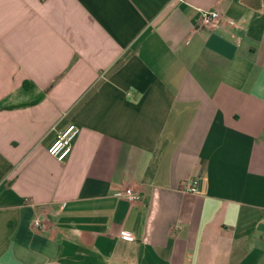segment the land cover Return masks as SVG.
I'll list each match as a JSON object with an SVG mask.
<instances>
[{
    "label": "crops",
    "instance_id": "crops-1",
    "mask_svg": "<svg viewBox=\"0 0 264 264\" xmlns=\"http://www.w3.org/2000/svg\"><path fill=\"white\" fill-rule=\"evenodd\" d=\"M0 264H264V0H0Z\"/></svg>",
    "mask_w": 264,
    "mask_h": 264
},
{
    "label": "built area",
    "instance_id": "built-area-1",
    "mask_svg": "<svg viewBox=\"0 0 264 264\" xmlns=\"http://www.w3.org/2000/svg\"><path fill=\"white\" fill-rule=\"evenodd\" d=\"M201 22L203 26H216L219 24H230L234 25V21L230 16L218 12L216 10H204L201 12ZM80 128L75 124H68L66 127L58 131L55 135L54 140L48 146V153L54 156L57 160L63 161L68 158L72 151V142L78 136ZM185 190L194 193L197 191V181L189 180L185 184ZM141 195L139 192H136L133 188H126L124 191V198L127 200L138 201ZM32 228L41 230L42 225L41 221L38 218H35L32 222ZM120 236L126 239H132V235L127 231H121Z\"/></svg>",
    "mask_w": 264,
    "mask_h": 264
}]
</instances>
